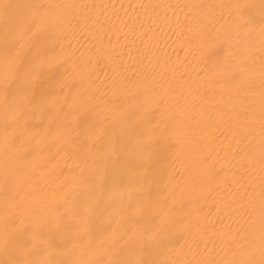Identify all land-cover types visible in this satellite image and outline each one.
<instances>
[{"label":"bare ground","instance_id":"obj_1","mask_svg":"<svg viewBox=\"0 0 264 264\" xmlns=\"http://www.w3.org/2000/svg\"><path fill=\"white\" fill-rule=\"evenodd\" d=\"M0 264H264V0H0Z\"/></svg>","mask_w":264,"mask_h":264}]
</instances>
